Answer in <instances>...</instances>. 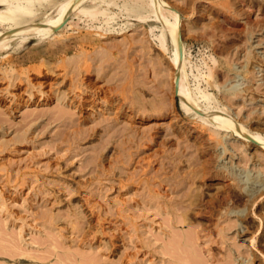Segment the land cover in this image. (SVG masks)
<instances>
[{"label": "rangeland", "instance_id": "rangeland-1", "mask_svg": "<svg viewBox=\"0 0 264 264\" xmlns=\"http://www.w3.org/2000/svg\"><path fill=\"white\" fill-rule=\"evenodd\" d=\"M134 1L0 47V264H264V150L181 103ZM163 1L198 102L264 139V0Z\"/></svg>", "mask_w": 264, "mask_h": 264}, {"label": "bare ground", "instance_id": "bare-ground-1", "mask_svg": "<svg viewBox=\"0 0 264 264\" xmlns=\"http://www.w3.org/2000/svg\"><path fill=\"white\" fill-rule=\"evenodd\" d=\"M110 1L113 3L114 0H62L61 2L59 1L60 3L57 2L58 4L55 0H0V6L4 7L0 8V26L3 27L0 30V47L3 48L4 46L8 47L12 46L13 44H21L22 42L32 37H37L40 39L54 37L58 33L60 34L61 29L65 26V24H67L66 22L70 19L73 14L84 12L88 13L89 15H94L96 14V12L101 11L100 8L103 7L104 3L108 2L109 5ZM134 2H136L137 5H135L134 3L135 7H129V9H132V12L137 15V18L139 17L144 20L147 16L149 17V15H153L158 18L162 23L163 31L160 35V42L162 46H164V42L166 40L165 35L168 34L172 39L173 53L171 57L172 59L170 60L174 66V71L172 75L174 85L173 89L175 94L181 97V103L188 110H191L196 114L202 113L201 115H199L206 121H214L215 123H217L219 125L218 128H234L237 134L243 139L254 142L255 144H257V146L264 150V139H262L263 137L261 138V136H259L255 132L245 128L234 118L232 119L231 116L229 117L228 114L220 113L218 116L215 117L216 120H213L212 118H210V115L213 113H211L209 110H205L203 106L198 102L199 97L196 96L197 94L195 95L194 90L191 89L188 83L189 78L186 66L187 54L183 34L181 31L182 24L176 11L165 6L163 0H136ZM131 5L132 4H130V6ZM53 8L54 10L49 13L48 10ZM144 12H148L150 14L146 15L144 14ZM180 35L182 36V41L180 40ZM47 81L48 79H45L41 82L42 84H44ZM96 93L94 92L93 94V92H91V94L87 95L85 98H83V100L75 101V104L81 107V111H87L88 114L90 112L92 113V111L94 112V108L98 110L105 109L103 107V104H98L97 98L100 94L96 96ZM201 96L206 99L208 98V96L205 94H201ZM50 98H52V95L48 92V95L45 97V101L46 99L50 100ZM107 102L109 103V101ZM118 102L116 101L114 103H111V106L114 107V115L116 118H119L121 114L123 115V117L129 120L133 118H139L144 120L150 116L149 114H144V112L138 113L132 108H126L123 106V104H120V102ZM215 110L222 111V109L219 108ZM214 179L219 180L223 178L222 176L216 174V177Z\"/></svg>", "mask_w": 264, "mask_h": 264}, {"label": "water", "instance_id": "water-1", "mask_svg": "<svg viewBox=\"0 0 264 264\" xmlns=\"http://www.w3.org/2000/svg\"><path fill=\"white\" fill-rule=\"evenodd\" d=\"M180 40L182 41V36L180 35Z\"/></svg>", "mask_w": 264, "mask_h": 264}]
</instances>
